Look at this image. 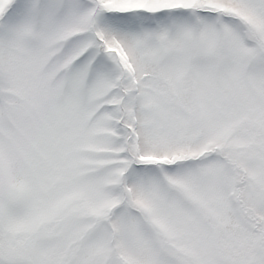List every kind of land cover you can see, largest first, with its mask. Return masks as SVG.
Instances as JSON below:
<instances>
[{
	"label": "snow or ice",
	"instance_id": "1",
	"mask_svg": "<svg viewBox=\"0 0 264 264\" xmlns=\"http://www.w3.org/2000/svg\"><path fill=\"white\" fill-rule=\"evenodd\" d=\"M0 264H264V0H0Z\"/></svg>",
	"mask_w": 264,
	"mask_h": 264
}]
</instances>
